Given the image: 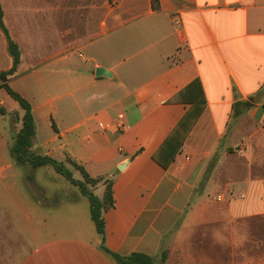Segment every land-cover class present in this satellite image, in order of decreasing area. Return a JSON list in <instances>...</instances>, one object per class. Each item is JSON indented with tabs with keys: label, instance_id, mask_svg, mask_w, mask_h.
Masks as SVG:
<instances>
[{
	"label": "crops",
	"instance_id": "obj_1",
	"mask_svg": "<svg viewBox=\"0 0 264 264\" xmlns=\"http://www.w3.org/2000/svg\"><path fill=\"white\" fill-rule=\"evenodd\" d=\"M117 1L98 24L96 0L0 1L33 149L113 198L103 236L48 235L49 208L79 200L34 196L11 151L24 110L0 81V264H122L103 246L155 264H264V0ZM13 66L0 28V74ZM195 80L203 112L171 150Z\"/></svg>",
	"mask_w": 264,
	"mask_h": 264
},
{
	"label": "trees",
	"instance_id": "obj_2",
	"mask_svg": "<svg viewBox=\"0 0 264 264\" xmlns=\"http://www.w3.org/2000/svg\"><path fill=\"white\" fill-rule=\"evenodd\" d=\"M154 9L158 8V0H152ZM2 17H3V11L0 5V26L3 27L2 24ZM8 37V46L10 49V52L12 54L13 60H14V66L5 72H2L0 74V79L2 80L1 87L6 90V92L15 99L20 107L24 110L23 115V125L21 130L18 132L15 143L11 147L12 154L17 162L18 165H30L33 168H40L45 165L52 166L56 172L61 174L66 180H68L70 183L77 185L81 192L85 197L88 198L90 202V213L91 218L95 224V227L97 229V232L100 235H104V219H103V211L107 210L109 207L113 205V198H112V191L110 183L106 185L105 192L103 195V198H99L96 196L93 192L88 190L81 182L76 181L73 178L72 172L70 169L60 161H57L55 159L49 158L47 156H43L38 154L33 149V138L35 134V126H34V120L32 116L31 106L28 101H26L24 98H22L18 93L14 92L10 89L7 82L9 78L15 74L17 70V64L20 60V54L19 50L17 48V45L14 43V41L7 35ZM186 91L190 93V103H191V110L190 113H188V125L183 130L180 129L176 130L174 134H172L171 137V143L170 147L171 150L176 149L179 147L180 143L183 141L184 136H186V133L188 131V128L196 121V119L201 115L203 112V108L205 106V98L203 95L202 88L200 86V82L198 80L193 81L187 88ZM185 92V91H184ZM183 127V126H182ZM180 130V131H179ZM182 131V132H181ZM70 164L75 166L80 172L84 175L86 179H88L89 182L97 183V179L91 178L82 167L77 165L72 160H68ZM164 167H167V165L164 164ZM106 252H109L116 261L122 264H155L153 259L144 255V254H132L128 257H121L115 253L110 252L105 246L102 247ZM165 256V253L164 255Z\"/></svg>",
	"mask_w": 264,
	"mask_h": 264
},
{
	"label": "rangeland",
	"instance_id": "obj_3",
	"mask_svg": "<svg viewBox=\"0 0 264 264\" xmlns=\"http://www.w3.org/2000/svg\"><path fill=\"white\" fill-rule=\"evenodd\" d=\"M118 3L119 1L117 0H96L98 15L97 24L101 21V14L112 13L115 17V13L119 5ZM0 5L3 11V27L0 26V28L6 36L7 41L8 35L17 45L20 54V62L22 52L18 43L11 37L9 30L5 25L4 9L2 7L1 2ZM112 19L113 20H108V24L111 25L113 23H117L114 18ZM0 81L2 83L1 79ZM23 168V176L26 177V179H28V182L34 186L33 190L34 196L36 198H39V195H45L46 198H48L50 206L52 205V203L54 204V201H57L58 198L60 200L63 196H66L68 199L71 200H79L75 204H71L66 201L62 206L57 209H53L51 207L49 208L50 211H53V214H51L53 216H50L49 218V236H55L60 234H81L84 238L88 240H93V238L96 237V227L91 218L90 213V202L88 198L83 195L81 189L77 185L70 183L61 174L56 172L55 169L50 165H45L40 168H33L30 165H25L23 166ZM68 168L72 172L73 178L76 181L81 182L88 190L93 192L96 196L102 194V191H100V185L98 183L89 182L88 179H86L84 175L80 172V170H78L72 164H70ZM21 183L22 182H19L17 179L14 182L15 185L19 186V189ZM36 186H38V188H35ZM198 187H202V185H199Z\"/></svg>",
	"mask_w": 264,
	"mask_h": 264
},
{
	"label": "water",
	"instance_id": "obj_4",
	"mask_svg": "<svg viewBox=\"0 0 264 264\" xmlns=\"http://www.w3.org/2000/svg\"><path fill=\"white\" fill-rule=\"evenodd\" d=\"M96 74H97V76H106V77H110L111 76V73L107 72L104 69H97L96 70Z\"/></svg>",
	"mask_w": 264,
	"mask_h": 264
}]
</instances>
